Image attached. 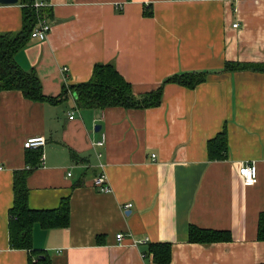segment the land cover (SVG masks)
I'll return each instance as SVG.
<instances>
[{
  "label": "crops",
  "instance_id": "obj_1",
  "mask_svg": "<svg viewBox=\"0 0 264 264\" xmlns=\"http://www.w3.org/2000/svg\"><path fill=\"white\" fill-rule=\"evenodd\" d=\"M31 1L51 29L14 60L37 75L44 96L67 94L51 103L0 93V264L30 258L9 240L16 172H27L30 210L64 222L67 205L66 226L32 227V251L49 264H156L157 243L171 247L167 264H264V72L226 69L264 63V0ZM22 27L20 0L0 4V35ZM107 64L136 96L161 88L159 105L78 106L69 88ZM197 72L204 81L192 89L164 84ZM222 133L225 157L212 160L208 143ZM35 137L44 146L24 149ZM245 163L256 167L255 184L238 175ZM100 173L110 193L93 186ZM191 226L229 239L190 243Z\"/></svg>",
  "mask_w": 264,
  "mask_h": 264
},
{
  "label": "trees",
  "instance_id": "obj_2",
  "mask_svg": "<svg viewBox=\"0 0 264 264\" xmlns=\"http://www.w3.org/2000/svg\"><path fill=\"white\" fill-rule=\"evenodd\" d=\"M23 8V27L17 34L0 35V93L4 91H18L24 98L33 102H59L67 94L63 90L57 98H48L43 95L40 81L33 71H23L14 60V55L24 48L30 39V34L39 16L43 12L32 7L31 0H20ZM228 70L251 69L264 72L262 64H227ZM205 73H186L167 78L164 84L175 83L186 88H194L204 81ZM78 106L89 109H105L108 107L150 108L160 103L161 88L143 96H136L131 86L118 74L111 64L96 65L93 69L91 79L81 85L70 87ZM227 150L225 134L222 133L208 143L210 159L221 160L225 157ZM36 151V150H32ZM27 172H16L13 177V205L9 210V240L14 249H22L30 252L28 264H49L46 256L38 255L32 251V227L40 223L45 228L66 226L67 205L61 207L64 222L54 217L51 212L30 210L27 205L28 190L26 188ZM58 213V212H57ZM225 233L203 230L191 226L188 230L190 243L207 245L226 239ZM229 239V238H227ZM258 240L264 241V213L258 219ZM153 262L156 264H167L171 258V247L169 244L157 243L149 246ZM36 255L37 259H32ZM35 260V261H33Z\"/></svg>",
  "mask_w": 264,
  "mask_h": 264
},
{
  "label": "built area",
  "instance_id": "obj_3",
  "mask_svg": "<svg viewBox=\"0 0 264 264\" xmlns=\"http://www.w3.org/2000/svg\"><path fill=\"white\" fill-rule=\"evenodd\" d=\"M201 2H207L210 0H197ZM32 7L36 10L43 7L42 3L33 2ZM235 27V26H234ZM51 29L49 23L43 19H38L36 25L31 31L30 38L43 41L47 38V35ZM69 119H72V116L69 115ZM104 143V137L102 136L101 140L96 143L97 146H102ZM45 144V139L43 137L29 138L24 142V149L26 150H38L42 148ZM154 157V155H151ZM43 162V158H41ZM69 175V173H68ZM238 175L242 178L243 182L249 185L255 184L257 182L256 167L254 163H245L238 168ZM93 186L96 187L102 193H110L111 188L107 184L106 177L103 173L96 175L93 179ZM131 204H126L123 206L125 210L129 209ZM123 240V235H116V241L121 242Z\"/></svg>",
  "mask_w": 264,
  "mask_h": 264
},
{
  "label": "water",
  "instance_id": "obj_4",
  "mask_svg": "<svg viewBox=\"0 0 264 264\" xmlns=\"http://www.w3.org/2000/svg\"><path fill=\"white\" fill-rule=\"evenodd\" d=\"M17 2V0H0V4L3 5H9V4H15ZM95 131H99L100 130V126L97 125L95 126Z\"/></svg>",
  "mask_w": 264,
  "mask_h": 264
}]
</instances>
